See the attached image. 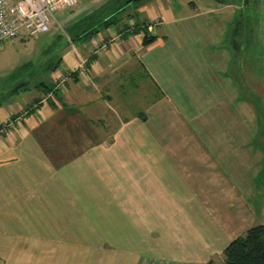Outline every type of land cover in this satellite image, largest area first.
I'll return each instance as SVG.
<instances>
[{
    "label": "crops",
    "instance_id": "crops-1",
    "mask_svg": "<svg viewBox=\"0 0 264 264\" xmlns=\"http://www.w3.org/2000/svg\"><path fill=\"white\" fill-rule=\"evenodd\" d=\"M112 3H117L114 9L101 16L100 10ZM59 13L67 30L75 33L69 40L71 49L78 48V55L88 57L93 51L91 61L88 73L70 75L54 94L47 95L39 82L28 96L19 94L25 88L10 103L0 105V129L5 126L0 132V264H208L215 257L224 264L225 248L247 230L229 231L220 223L215 229L202 212L207 210L203 201L195 195L183 198L184 192L175 191L182 168L171 164L164 149L150 152L155 142L147 133L149 112L123 121L113 140L106 138L98 126L100 118L95 121L94 116L112 108L113 98L108 95L119 97L127 83L122 77L139 66L173 113L204 117L206 126L199 128L207 136L199 145L209 150H200L199 159L211 169L224 159L222 144L230 145L229 137L223 139L232 126L222 125L223 115H235L231 120L238 125L251 123L260 138L264 118L240 90L248 80L254 85L250 91L260 96L259 83L264 84V0H78L75 8ZM106 21H111L109 27ZM88 28L98 35L87 40L82 34ZM115 34L120 40L110 43ZM147 36L153 37L149 44ZM102 42L109 44V51L95 53ZM75 63V53L69 52L49 65L51 81L62 66L73 69ZM157 103L151 109L159 112ZM197 118L192 117L195 127ZM189 136L170 144L173 156L180 158V147L197 143ZM261 141L264 134L251 155L255 162L262 161ZM79 144L86 148L82 164L62 172L59 166L69 145ZM128 145L129 155L117 152L116 146ZM126 161L129 167L123 171ZM84 163L103 168L105 175L120 165L117 173L125 187L111 186L110 199L95 203L90 198L92 202L84 203L88 201L84 194L67 186L66 180L75 172L85 176ZM239 168L243 167L228 170L243 178ZM219 176L223 190L218 191L227 195L234 189L233 177L229 171ZM256 178L264 179V168ZM255 187L254 207L246 200L242 206L251 219L259 220L264 181ZM242 206L229 207L237 211L231 221L235 226L244 220ZM199 216L209 223L202 227ZM24 226L34 228L33 232L18 228Z\"/></svg>",
    "mask_w": 264,
    "mask_h": 264
},
{
    "label": "rangeland",
    "instance_id": "rangeland-1",
    "mask_svg": "<svg viewBox=\"0 0 264 264\" xmlns=\"http://www.w3.org/2000/svg\"><path fill=\"white\" fill-rule=\"evenodd\" d=\"M87 3L89 2L87 1ZM114 5H117V3L107 5L105 9L100 10V15L102 16L106 14L107 10L111 12L114 9ZM80 7L81 9L85 7L83 2H81ZM95 13L98 14V12ZM61 17L62 16L58 11L50 16V30L47 33L39 34L34 37L23 36L20 39L5 42L0 47V105L3 104L5 106L7 103H10L13 99L18 97L19 94L26 96L30 93V88L34 87V84L37 85L45 78L46 81L50 83L51 77L48 73L49 65L57 63L60 58H63V56L65 58V55H69V52L70 54L71 52L75 53L77 63H75V67L73 69L68 68V70H66V66H62L61 70L63 71L55 75L56 81L61 84L60 90H62V87L64 86L66 80L70 75H78V73L74 72L75 69H77V67L79 66L78 64L85 63L84 66L88 70V63H90L91 61L90 57L92 56L93 51L88 53L91 55L90 57H88L86 55H78L77 53L80 52L77 51L78 48H76V50H74V48L71 49L72 44L69 43V40L72 36H75V33L71 30H67L66 24H64ZM90 30V28L87 29V31ZM22 39L25 41H23ZM77 45L79 46L80 44L77 43ZM106 51L108 52L109 50ZM135 69L136 70H134V73L132 75L129 74L122 77V80L126 79L127 83L126 85H124V87L120 88L121 91H119V97L116 95H114L113 97L112 94L108 95L109 97L113 98V101L111 102L113 105L112 108L108 107L106 109L107 111L105 110L102 112V114L94 116L95 121H98V119L100 118V123L98 122V126L101 128L103 134L106 135V138L109 137L110 140H113V138H115L116 136L115 132L118 129V126L123 121L130 119L133 116L142 118V116L145 115L142 113L149 112L148 114H150V120L147 123V125L149 126V131L147 133L149 134V136H152L153 141L155 142L154 146L149 147L150 152L154 153V149H162V151L164 149L171 160V164L173 166H179L182 168V171L180 170L179 172L182 175L180 177H176L179 180L178 186L175 189V191L180 192L181 190V192H184V194L180 193L181 197L184 198V196H186L189 199L195 195L198 201H203V204L207 207V210H205L206 212L202 210V212L203 214L205 213L208 216L209 221L214 224L215 229L217 227V223L222 224V226L228 228L229 231H248V229L253 226L264 224V211H262L259 215V220H253L248 215L249 213H247L242 206V201L244 202L246 200L254 207L253 200H255V197L253 195V191L256 189L255 185L258 181H260L261 183H263L264 181V179L262 178H256L257 176H259L261 169L264 168V153L262 152V161L260 162H255V157L252 158L251 156L253 152H256L259 148L257 141L259 139H263L264 130L262 136L260 138H257V131H255L254 133L255 127L248 125L251 123H246L244 125H240L239 123L238 125L235 121L233 122L231 120L235 115H223V118L225 116V119H222V121H224L222 125L227 126L228 124H231L232 126V131L229 130V128H226L225 138L223 139L225 140L227 137H229L228 141L230 145L222 144L221 147L223 150H225L224 159L222 157L223 161H221V159L214 162L216 165L213 169H211L210 165H208V162L205 159H199L201 155L200 150H209L207 146L199 145L200 143L203 144V142L200 141H203L207 136L202 130L200 131L199 128H205L206 126L204 117H201L199 113H195L192 115L185 114L181 116L176 114V112L173 113V110L168 105V103L165 100L161 99L162 97L160 96V92H156L153 85L147 81L141 68H139V66H136ZM65 70L68 72V74ZM135 71H138V73H136ZM86 73L88 72H85V74ZM87 76L89 75H85L86 78ZM244 85L245 89H243V91L240 90V92L244 94L246 100L249 101V104L256 106V110L259 111L260 119H263L264 84L261 85V83H259L260 96H258L253 91H250L254 85L252 83H249L248 80H246ZM25 88H27L28 90H25V92H19L18 94V91H21ZM115 92H117V89ZM104 100L105 102L108 101V99L105 97ZM124 102L126 104L125 107L124 105H121ZM156 102H158L157 105H159L157 109L159 110V112L157 111L158 113L156 112V110L151 109ZM28 110L29 108L27 109V111ZM247 110L249 109H246V111ZM195 116L199 117L197 118L198 121H195L196 123H198L196 127L193 123H191L192 117ZM185 118L190 119V121L187 119L184 120ZM205 132H207V130H205ZM189 133L193 135L192 139H195L194 141H196L197 143H195V145L180 147V150L178 152V154L181 152L180 158H177L176 155L173 156V154H171L173 151V145L170 144L177 142L179 143L183 138H191L189 136ZM254 135L256 136V139L254 138ZM187 140L190 141L191 139ZM245 141L247 143H244ZM231 143H233L234 145L231 146ZM259 145L261 148H263L264 142L261 141ZM118 147L120 146L118 145ZM118 147L116 146L117 152L125 156L129 155L130 152H132L129 145L124 149L123 147ZM58 148L59 145L56 146V151L58 150ZM85 149L86 148L81 144L74 147H72V145H69L68 152L63 155L64 160L61 161L59 169H63L62 172H66L67 170H72V168H75L78 164H82L81 159L85 156ZM116 149H113L114 153H116ZM145 150L146 152L148 151L146 147ZM113 156L115 157V155ZM99 159H104L102 157V154H100ZM84 160L85 159L83 158V161ZM129 162L130 161H126L125 165L123 164V171L125 167H129ZM239 166L243 167L239 168V171H244L242 175L243 178L237 177V175L232 176V172L228 170L229 168L237 169V167ZM82 168L84 169L85 176L81 174L78 177L77 174H79V172H75L71 176V178L66 179L64 178V174L62 175V173L59 172L58 174L67 180V186H76V188H78V192L83 193V196L84 198H86V200L93 198L95 203H98L100 201L102 202L111 198V186L114 187L115 185H118L120 187H125L126 185L125 181L120 176L121 173H117V170H120V165H117L109 175H105L102 172L103 168L97 167L96 165L93 166L91 165V163H84ZM186 171L188 172V174L186 173ZM224 171L226 173L228 171L230 172L231 178L233 177L232 181L234 183L233 191L227 195L223 194V192H220L223 190L222 186H220L223 185L220 182L223 176H219V174L223 175ZM115 172L116 174H114ZM113 174L114 176L110 177ZM217 175L219 176V178ZM260 177H263V174ZM226 180L229 181L228 179ZM82 182H85V191L82 185L84 183ZM216 186L218 187L216 188ZM238 186L239 189H236L238 188ZM243 188L246 189V191L242 190ZM188 190H190L191 193H187ZM249 191L251 193H248ZM175 196L178 198V195ZM238 198L240 199V201L237 200ZM89 201L92 202V200H88L84 203L88 204ZM239 203L243 208L244 220L238 222V225L235 226V224H233L232 222L235 221L234 216L236 215L237 211H235L233 208L229 209V207H232L233 204L237 206L239 205ZM255 208L257 210L256 204ZM208 219L206 220L208 221ZM199 220L202 227L209 223L201 216H199ZM242 222H244L243 226ZM10 228L13 230L12 226H10ZM18 228H21L22 230L30 233H32L34 230V228L27 226ZM221 228L223 229V227ZM217 234H220V231H218ZM208 248L214 247L209 246ZM207 251L211 253V249H207ZM211 261H213L215 264H221L222 258L216 260L215 257L214 260Z\"/></svg>",
    "mask_w": 264,
    "mask_h": 264
},
{
    "label": "built area",
    "instance_id": "built-area-1",
    "mask_svg": "<svg viewBox=\"0 0 264 264\" xmlns=\"http://www.w3.org/2000/svg\"><path fill=\"white\" fill-rule=\"evenodd\" d=\"M77 5L78 0H0V47L5 42L20 39L23 36L34 37L47 33L50 30V16L57 11L75 8ZM120 38V35L115 34L110 43L119 41ZM106 50H109V44L102 42L94 52ZM84 64H78L74 72L79 75L88 72ZM54 79L55 88L60 89L61 84L55 77ZM4 128L0 129V132L5 130Z\"/></svg>",
    "mask_w": 264,
    "mask_h": 264
},
{
    "label": "trees",
    "instance_id": "trees-1",
    "mask_svg": "<svg viewBox=\"0 0 264 264\" xmlns=\"http://www.w3.org/2000/svg\"><path fill=\"white\" fill-rule=\"evenodd\" d=\"M135 1V0H134ZM109 22V23H108ZM106 21L107 25H111V21ZM86 35V39H92L95 35H98V31L90 30ZM81 38L80 36H78ZM153 41V37L147 36L145 43L149 44ZM59 65L53 69L58 68ZM39 87H43V91L47 95L54 94L60 89H56L55 82L52 80L51 83L42 82L38 84ZM224 264H264V224L256 225L248 229V231L235 238L225 248L223 252ZM208 264H215L213 261Z\"/></svg>",
    "mask_w": 264,
    "mask_h": 264
}]
</instances>
